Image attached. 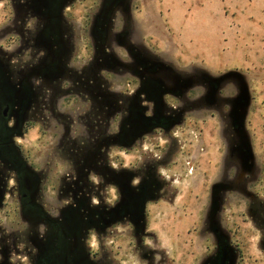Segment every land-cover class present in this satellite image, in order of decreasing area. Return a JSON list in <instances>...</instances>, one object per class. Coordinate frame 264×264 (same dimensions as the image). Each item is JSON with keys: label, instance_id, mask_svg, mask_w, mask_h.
<instances>
[{"label": "flooded vegetation", "instance_id": "af4514ba", "mask_svg": "<svg viewBox=\"0 0 264 264\" xmlns=\"http://www.w3.org/2000/svg\"><path fill=\"white\" fill-rule=\"evenodd\" d=\"M82 1L81 18L95 52L75 70L70 40L75 6ZM95 1L101 7L90 6V0H4L8 22L18 25L19 50L15 60L11 54L5 63L0 60V207L6 196L16 195L20 209L36 211L29 264H117L108 244L114 240L128 241L134 254L154 264V256L163 253L148 228L147 206L170 200L169 185L157 171L163 161L155 156L132 171L112 170L110 146L122 149L133 142L136 147L158 130L166 135L202 101L208 103L206 97L189 101L180 95L182 82L145 48L128 41V0ZM116 14L121 23L113 33ZM113 81L118 82L114 89ZM69 104H79L77 114H71ZM116 119L117 129L110 135ZM30 122L38 126L40 138L48 132L55 138L60 155L72 165L59 179L63 205L53 209L54 217L44 211L41 174L30 170L14 143ZM241 183L237 177L232 186L248 197L254 222L264 224L254 196ZM108 185L114 188L110 199ZM213 231L214 250L203 264H235L237 246L215 227ZM91 238L98 241V252ZM3 250L0 264H7Z\"/></svg>", "mask_w": 264, "mask_h": 264}, {"label": "rangeland", "instance_id": "374dc122", "mask_svg": "<svg viewBox=\"0 0 264 264\" xmlns=\"http://www.w3.org/2000/svg\"><path fill=\"white\" fill-rule=\"evenodd\" d=\"M93 1L90 0V6L101 7ZM127 3L131 23L128 41L145 48L165 67L167 74L182 82L180 95L189 101L201 97L208 100L186 114L183 123L178 121L170 127L166 135L158 130L146 136L142 145L133 147L132 142L122 149L115 143L110 146L107 163L112 170L132 171L156 159L155 156L163 161L157 171L169 185L170 200L162 199L147 206L148 228L155 235L157 249L163 253L154 256V264H203L214 250V227L237 246L235 264H264V224L254 222L248 212V197L232 186L237 177L243 180L241 186L254 196L264 216V0H239L236 10L243 14L239 18L231 17L232 9L225 7L227 0H128ZM83 4L82 1L75 6V27L70 40L71 65L75 70L85 65L95 52L86 19L81 18ZM5 14L4 0H0L3 63L8 54L14 60L18 58L19 50L18 25L15 21L8 22ZM184 16L190 19L189 32L174 33L169 26L170 17L180 23ZM112 21V31L116 33L121 16L116 14ZM213 23L229 33L226 40L235 49L233 63L227 64L228 67L194 63L182 52L185 45L181 39L213 45L214 35L208 31ZM111 83L113 89L118 85ZM78 105L69 104L72 115L77 114ZM172 106L178 107L177 103ZM116 129L117 119L111 122L108 133L114 135ZM14 143L20 147L30 170L41 174L44 211L54 217L53 209L63 205L58 194L59 179L72 170L71 163L62 158L49 132L40 138L34 122L25 125ZM107 192L110 199L114 188L108 185ZM16 197L6 196L3 204L1 201L0 261L4 259V246L7 264H29L27 253H33L30 238L35 233L36 211L20 209ZM97 242L90 239L98 252ZM108 244L117 264H147L134 254L128 241L114 240Z\"/></svg>", "mask_w": 264, "mask_h": 264}, {"label": "crops", "instance_id": "0c3cea01", "mask_svg": "<svg viewBox=\"0 0 264 264\" xmlns=\"http://www.w3.org/2000/svg\"><path fill=\"white\" fill-rule=\"evenodd\" d=\"M227 1H228V5H226L225 7L232 9L231 17L233 16H236V18H239L240 16L243 17L242 12L236 10V6H238L239 0H227ZM234 12H238V13L236 14ZM225 14L226 13H224V16H226ZM189 23H190V19L187 16H184V21H180V23L175 21L172 17H170L169 20V26L174 33L182 32L184 34H187L190 30V27L188 28ZM182 24H184L183 28L181 27ZM213 24L214 25L208 28V31L214 35L213 45H208L206 42L195 41L194 43L191 42V40L189 41L188 39L185 40L181 39L180 42L184 43L185 45V48L182 49V52L186 53L188 60L193 61L194 63L204 62L208 65L215 67H221V66L228 67L229 65L227 64L233 63L232 58L234 57L232 55L235 49L229 44V40H226V37L228 38L229 33L228 32L224 33L222 31V27L218 23H213Z\"/></svg>", "mask_w": 264, "mask_h": 264}]
</instances>
